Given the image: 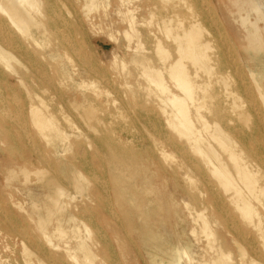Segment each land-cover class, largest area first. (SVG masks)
<instances>
[{
  "label": "bare ground",
  "instance_id": "1",
  "mask_svg": "<svg viewBox=\"0 0 264 264\" xmlns=\"http://www.w3.org/2000/svg\"><path fill=\"white\" fill-rule=\"evenodd\" d=\"M85 1L86 10L99 6L97 0ZM66 2L0 0V166H6V212L15 208L26 215L23 220L36 222L26 237L40 264H97L98 257L102 264H114L118 248L147 256L151 264H182L184 257L191 259L194 244L180 205L197 191L194 180L189 187L183 179L192 180L195 172L212 192L224 186L231 195L212 193L214 202H234L248 220L253 213L248 195L259 204L264 200V180H259L264 170V63L261 73L248 67L247 76L233 72L226 26L210 0H145L137 6L139 15L150 11L153 21L157 14L154 24L141 18L153 25L146 39L134 28L139 25L136 8H128L126 21L135 33L124 31V38L135 36L136 44L124 74L135 75L136 81L133 88L132 81L127 83L130 93L121 101L156 137L142 130L122 134L115 116H100L102 109L98 113L105 97L102 90L93 80L77 83L68 64L59 60L76 50L74 34L81 29ZM243 12L233 18L232 26L238 29V22L246 33L243 53L235 60L247 66L244 54L255 63L264 54L263 0H248ZM147 41H152L151 48ZM112 77L102 80L111 83ZM173 149L181 159L169 161ZM246 152L257 163H248ZM33 175L34 184L45 193L43 203L33 201L36 217L25 201L10 199L21 191L17 182L29 184ZM202 211L201 217L195 212L198 218ZM9 218L11 214L2 219L11 223ZM258 218L264 237V219ZM208 224L206 219L201 224L205 232ZM56 236L60 244L54 242Z\"/></svg>",
  "mask_w": 264,
  "mask_h": 264
},
{
  "label": "rangeland",
  "instance_id": "2",
  "mask_svg": "<svg viewBox=\"0 0 264 264\" xmlns=\"http://www.w3.org/2000/svg\"><path fill=\"white\" fill-rule=\"evenodd\" d=\"M144 1L145 0H131L129 2L130 4L129 3L124 4L123 2H120V0H97V2L99 3V6L93 8L92 10L89 11L88 9L86 10L85 3H84V2H86L85 0L84 1L83 0H67L66 6L69 8V10L72 13L71 18H73V19L75 18L74 20H76V21L79 20L81 29H80L79 34H74L75 42L77 44L76 50L69 52L66 55L67 58L64 56L59 57V60L63 63L68 64L70 73H71V75L76 77L77 83H80L81 81L88 82V80L89 81L93 80L96 83L95 84L96 87L99 88L100 90H102L103 95L105 97L103 98V104L101 105L102 108L100 107L98 113L102 109L101 113H99L100 116H104V114L105 115L107 114V116H111L113 118L115 116V120L117 118V121H116L117 126L115 125V127H117L118 132H120V133L122 132V134H125L126 132L129 133V132H135L137 130H142L144 134H146L150 138L154 139L156 137L155 131H153V129H151V127H149L148 125H145L141 119L132 117L133 116L132 112L131 111L129 112V110L126 108V106L124 104H122L123 102L121 101L122 96L126 99V95L128 93H130V91H129L130 88L126 89V88H128L127 83L132 81V84H130V85H132L131 87L133 88V86L135 85L134 81H136L135 75H132V77H130V76L126 77L124 74L125 69L128 66L132 65V63L130 61V58H131L130 53L132 52V49L135 48L134 46L136 44V37L135 36H133L134 38H132V40L130 39V37H127V39L124 38V36L125 37L127 36L126 32H124V31H129L130 33L132 32L131 34L135 33V32H133V31H135L133 28L130 30L131 27L129 25V22L126 21V17H125L126 14L125 13H127L128 8L131 10L136 8L135 14L138 13L137 12V6L142 4ZM210 1L214 5V8L218 11V16L222 19V21L224 22V25L226 26V34H227L226 40L228 42L227 46L229 47L228 59H229V63L231 64V67L232 66L234 67V68L232 67L233 72L236 73V71H235V69H236L238 74H242V75L247 76L248 75V72H247L248 68H252V69H257L258 72L261 73L262 70H260L259 67L263 68L262 63H264V54H262L258 57L256 63L253 60H251L249 57H246V55L244 54L245 62L247 64V66H245L243 63L239 64V63H237V60H235V56L239 55L240 53H243L244 43L246 42V40H245L246 39L245 38L246 33L244 30H241L242 28L238 22L235 23L236 26L239 27L238 29H237V27L234 28L232 26V24L234 22L233 18L234 17H236V18L240 17L244 14L243 11H245V7H246V4H248V0H237L236 4H233L232 0H210ZM263 2H264V0H263ZM250 5H252V4H250ZM239 7H243L244 10L242 12H240L238 10ZM84 13H86V14H84ZM149 13H150V11H146L142 15H139V13H138V15H136V16H138L139 25H136L134 28L139 31L140 36L143 39L144 38L146 39L149 36L148 33L150 32L151 28L153 27V25L151 26L152 23L151 24L149 23L150 24L149 25L146 21H143V19H141V18H145L147 20L152 21V17ZM75 16H77V17H75ZM149 17H151V19ZM153 18H155L152 21L154 24V22L156 23L157 14H156V17H155V15H153ZM184 20L188 21L189 17L184 18ZM230 21H232V23H230ZM140 23H142V24L140 25ZM143 23L145 26L143 25ZM147 24L149 25V28H147L148 27ZM46 44L48 45L49 42H46L45 44L43 43L42 46H46ZM152 45H153L152 41H147V45H146L147 47L151 48ZM127 47H129V48L127 49ZM77 49H78V51H77ZM89 52H91V53L89 54ZM229 53H231V54L233 53V55H231ZM148 54H152L151 50L148 52ZM86 55H88V56H86ZM79 57L81 59H79ZM230 57H233V58H230ZM231 59L233 61L230 62ZM83 60H85V61H83ZM81 64H84L85 66L81 65ZM122 66L124 69H122ZM91 69H93L94 71H92ZM96 69H98V70H96ZM92 73H94V74H92ZM105 76H113L112 82L111 83H105V80H102V78L104 79ZM262 76H263L262 81H263V86H264V74H262ZM113 79H114V81H113ZM113 82H114V84H113ZM107 85H109V86H107ZM77 88L82 89V86L79 85V86H77ZM108 92L110 94L108 95V97H106ZM137 97L139 99L140 96H137ZM112 101H115V102L117 101V102L116 103L113 102L115 104V105H113ZM205 106L207 107V105H205ZM203 109L205 110L206 108L204 107ZM113 110H114V113H111V112H113ZM128 112H129V114H127ZM71 114H73V115H71ZM119 114H121V115H119ZM68 115H69V117L73 118L75 116L74 110L68 111ZM116 116H118V117H116ZM121 117H122V120H121L122 122L118 120ZM132 118H134V119H132ZM124 131H126V132H124ZM118 132L115 131L114 134H117ZM260 152H261V154H264V149L260 150ZM170 153H171L170 157H173V158L171 160V158L169 157L168 158L169 161L181 159L182 155H180L178 153V151L173 149V150H170ZM244 157L248 163H250V162L257 163V161H258V159L255 156H253L252 154L247 153V152L244 153ZM5 167L6 166L3 164L0 166V170H2V172L0 171V203H2V205L0 207L2 209V210L0 209L2 211V212H0V264H27V263L28 264H40L39 263V257L40 256L36 255V252H35L36 250L34 249L33 246H31V244L28 242V239L26 237L28 232H32L31 229H33L36 222H34V221L31 222V220L27 219V217H26V219L23 220V218H25L26 215L23 212H20L15 208H13L12 212L8 211L11 214V218H9V219H11V223L6 222L5 220L2 219V218L7 219V215H10V214H8V212H6V208H5L6 207V201H9V197L6 194V193H8V189L6 188L7 182L5 180V177H6ZM261 173L259 174L260 175L259 180L260 179L264 180L263 179L264 178V170H263V173L262 174ZM30 178H32V181L30 180L29 184L22 185V183L17 182V184L21 188V191L18 192L16 190L13 195H10V199L11 200L17 199V200H21L23 202L25 201V205H26L27 209H29V211L36 217L37 216L36 211H35L36 207L33 208V201L36 200L39 203H43L45 193L43 190H41L39 188V186L37 184H34V180H33L34 175L31 176ZM183 181L189 187L194 182L195 190L197 189V191L193 190V191H195L194 194H189V195L185 196L184 203H182L180 205V213L186 219L187 236L191 240V242L194 244L193 249L191 251V259L184 257V259L182 260V264H201L202 262H206V263L208 262V263H212V264H221V263L226 264V262L229 259L228 257H230V260L228 261V262H230L229 264H240V263L241 264H248L249 262H251L253 260L260 262V264H264V244H262V243H264V241L261 240L262 238L264 240V237H262L263 234H260V233H262L261 229L259 230V227L261 228V225H257L258 219H259L258 216H262L264 219V205H263L264 200L262 199V201L260 202V204H261V206H260L259 202L257 203V201H260V200H258L255 197L254 199H257V201H256V200L252 199L254 196H252V198H251L250 197L251 194L250 195H248L249 193L247 194L248 198H250L249 200H250L251 204L253 205L252 206L253 207V213L251 215L252 218L248 220V218H245L246 216L242 212H241L242 213L241 214L240 211L235 207L234 202H229L228 203L229 205L228 204L226 205L222 201H217V203L214 202V199H213L214 195H212V193L214 194V193L218 192L217 195H219V197H221V198L231 195V191L229 192L228 190H226L224 188V186L220 185L216 191L212 192V190L209 188V186L207 184V181L206 180L204 181L202 176H200L198 173H195V172L193 173L192 180L191 179L190 180L183 179ZM190 181H193V182L191 183ZM222 188L224 189V191L222 190ZM225 192H229V193L225 194ZM199 194H203L202 197ZM209 194L212 198H210ZM199 198H200V200H199ZM209 198L212 199L213 201H210ZM197 201H199V203ZM254 206H257V207H254ZM2 207L5 209H3ZM203 209L206 211V213ZM230 210H231V212H230ZM232 210H233V212H232ZM199 211L203 212V217H202L203 220L205 221V219H206V221L209 222V224H208L209 230H206V232L203 230L204 228H202V225H201L204 221L202 220V218H198L196 216V213L198 214V216L200 215ZM16 212H18V213H16ZM255 212L258 214L255 215L254 214ZM226 214L229 216H227ZM4 215H5V217H4ZM242 215H244V216H242ZM20 216H22V217H20ZM189 216H191V217H189ZM201 216L202 215H200L199 217H201ZM55 217L56 216L52 217V219L54 218L53 221H55ZM204 217H206V218L204 219ZM227 217H229V218L227 219ZM195 218L196 219L198 218V220H196V223L198 225L197 224L195 225V223H194ZM218 218L219 219L221 218V222H220V220H218ZM244 218L247 219V221ZM232 219H233V221H232ZM200 220H202L203 222L201 223ZM29 223H31V224L28 225ZM236 227H238V229L243 228V230L242 229L238 230ZM6 228H7V230L4 231ZM21 228H22L23 232L21 231ZM199 228L201 230H203V232L206 233L205 234L206 238H205V235L203 232L200 234L201 230H199ZM9 229L12 232L11 235H13V236H11L9 234V233H11L9 231ZM78 230L83 232L82 231L83 228L80 225L78 226ZM17 231H20L21 235H19V233ZM24 231H25V233H24ZM209 232H212L213 235L209 236V234H208V236H209V238H208L207 233H209ZM22 236H24V237H22ZM248 236H251V238ZM207 240L210 242H207ZM22 241H23V245L21 243ZM54 242L56 244H58V243L60 244L62 242V240L58 236H56V237H54ZM212 242H215L213 244H214V249H216V250L212 249L213 248ZM248 242H250V243H248ZM209 243H211V244L208 245ZM238 244L242 247H240ZM219 245H220V247H218ZM22 246H23V248H22ZM24 247H27V250L29 249L28 256L25 252L26 249ZM242 248H243V250H242ZM211 249H212V251H210ZM115 251L116 252L114 253V257H115L116 261H114V264H120V263L121 264H143V263L144 264H151V262L147 256H145V257L142 256L141 258L137 257V256H135V253L132 250L131 251L129 250L131 253L127 249L123 250L120 248H118ZM240 251H244L243 253L246 252L245 255L243 253H241ZM214 253H216V254H214ZM221 253L224 254L223 259L226 262L223 261V259L221 258L223 255V254L221 255ZM226 253L229 254L228 257L226 255ZM258 255H260V257ZM217 257H219V258H217ZM250 257H251V260H250ZM217 259H219L220 262ZM212 261L215 263H213ZM95 262L97 264H102L100 257H98ZM116 262H118V263H116ZM44 264H50V263L47 260H45Z\"/></svg>",
  "mask_w": 264,
  "mask_h": 264
}]
</instances>
